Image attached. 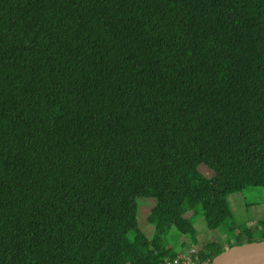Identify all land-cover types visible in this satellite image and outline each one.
I'll return each mask as SVG.
<instances>
[{
  "label": "trees",
  "instance_id": "1",
  "mask_svg": "<svg viewBox=\"0 0 264 264\" xmlns=\"http://www.w3.org/2000/svg\"><path fill=\"white\" fill-rule=\"evenodd\" d=\"M251 187L264 0H0V264H157L170 231H219ZM255 232L210 235L197 262Z\"/></svg>",
  "mask_w": 264,
  "mask_h": 264
},
{
  "label": "rangeland",
  "instance_id": "2",
  "mask_svg": "<svg viewBox=\"0 0 264 264\" xmlns=\"http://www.w3.org/2000/svg\"><path fill=\"white\" fill-rule=\"evenodd\" d=\"M136 203L138 206L139 228L145 235L150 237L152 232L148 223V216L155 205V201L151 198H138ZM228 204L231 212L230 218L225 221L219 231L208 232L202 218L197 216L192 219L196 229L197 244L175 231H170L166 239V246L170 247L176 254L185 253L191 244H196L200 248V244L206 241L210 235H213L223 248H226L225 244L233 242L236 236L235 233L243 229H250L253 232V237L258 238L259 235L255 232V228L260 223H264V188L251 187L240 193L232 194L228 197ZM232 223L235 232L227 234L226 228Z\"/></svg>",
  "mask_w": 264,
  "mask_h": 264
},
{
  "label": "water",
  "instance_id": "3",
  "mask_svg": "<svg viewBox=\"0 0 264 264\" xmlns=\"http://www.w3.org/2000/svg\"><path fill=\"white\" fill-rule=\"evenodd\" d=\"M208 264H264V240L233 246Z\"/></svg>",
  "mask_w": 264,
  "mask_h": 264
},
{
  "label": "built area",
  "instance_id": "4",
  "mask_svg": "<svg viewBox=\"0 0 264 264\" xmlns=\"http://www.w3.org/2000/svg\"><path fill=\"white\" fill-rule=\"evenodd\" d=\"M199 247L191 244L185 253L176 254L171 259H162L157 264H199Z\"/></svg>",
  "mask_w": 264,
  "mask_h": 264
}]
</instances>
